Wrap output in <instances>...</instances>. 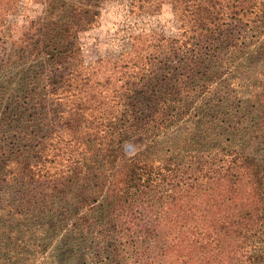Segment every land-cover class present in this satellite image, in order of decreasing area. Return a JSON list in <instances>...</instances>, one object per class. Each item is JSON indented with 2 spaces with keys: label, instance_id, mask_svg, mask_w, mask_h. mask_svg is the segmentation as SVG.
<instances>
[{
  "label": "trees",
  "instance_id": "trees-1",
  "mask_svg": "<svg viewBox=\"0 0 264 264\" xmlns=\"http://www.w3.org/2000/svg\"><path fill=\"white\" fill-rule=\"evenodd\" d=\"M38 2L37 38L20 46L5 24L17 0H0V237L59 231L48 264H73L90 237L108 264H264V99L248 133L245 119L221 117L219 137L204 134L226 108L209 96L217 54L237 47L242 24L261 27L259 0H130L131 14L169 4L178 34L133 35L92 69L78 36L99 23V0ZM192 93L207 108L194 107L191 144L157 148L179 125L167 98ZM0 264L25 263L1 249Z\"/></svg>",
  "mask_w": 264,
  "mask_h": 264
},
{
  "label": "rangeland",
  "instance_id": "rangeland-1",
  "mask_svg": "<svg viewBox=\"0 0 264 264\" xmlns=\"http://www.w3.org/2000/svg\"><path fill=\"white\" fill-rule=\"evenodd\" d=\"M129 6L130 0H99V23L78 36L79 53L87 69H92L118 57L127 50L131 42L130 37L133 35L149 32L171 37L178 34L177 22L173 17L169 4L163 3L159 11L151 14H131ZM256 6L254 17H256V20L261 21L259 24L261 27L252 32L249 23L246 26L242 24L238 28L241 36L236 39L237 47L233 48L234 45L220 47V53L217 54L220 57L223 56L215 63L216 70L221 74L216 75V79H211L212 81L219 79V82L212 83V91L216 94H210L209 96L223 97V104L226 108L219 110V107H216L212 111L211 114L214 117L211 120L214 122L211 123L210 129L205 130L208 132L204 133L208 138L219 137L221 129L215 122L221 117L233 118L235 123L238 119H245L239 126L242 133H248L249 126L252 122H255L258 115L259 100L264 99V35L262 34L264 31V0H259ZM40 11L41 6L38 0H17L15 5L9 7L5 24L10 30V43L24 46L37 38V32L34 28L27 27L30 20L40 15ZM187 48L189 50L193 48L192 44ZM160 52L164 53V51ZM180 57L181 54L178 55V58ZM9 68L11 69L12 66H9ZM3 70L5 69L0 68L1 77L4 76L2 74ZM209 76L210 74L207 77ZM160 77L156 79L159 80ZM200 83V81L199 83H189L188 87L193 91L197 87L196 84L199 85ZM192 95L187 99L182 97L180 100L178 97L173 96L167 98L169 100L167 104L173 108V112L178 111L181 113L174 115L179 119V125L174 127L170 123L171 127L167 129L166 135L160 136L157 148L166 149L167 146L175 145L170 142H175L184 148V143L177 141L181 138L179 136L187 137V141L190 143L192 140L190 136L196 135L194 131H196L197 120L193 115L195 114L194 107L203 104L207 108V105L206 100L197 104L198 97H195L193 93ZM213 104L218 106L219 101ZM166 108L170 110L168 106ZM227 110L229 112H226ZM216 112L219 113L216 115ZM191 133L194 134L191 135ZM162 140L169 142L164 143ZM134 146L135 148L140 147L136 143H134ZM31 232H27V237L25 235L16 236L13 239L8 238V240L5 236H1L0 245L2 247L0 246V250L4 249L7 259H20L25 264H48L50 259L47 256L55 245L60 247L59 239L63 237L59 235V231H56L54 239L41 240L39 236L38 239H35V233ZM79 247L81 248H78L77 253L73 255V258H77L73 264H108V261L104 262V260L109 254V247H106L99 240H94L92 237L88 241L84 239L81 242L80 240ZM42 249L43 251H40ZM65 250L69 251L71 248L65 247L63 251ZM66 258L68 256L63 259ZM109 264L114 263L109 262Z\"/></svg>",
  "mask_w": 264,
  "mask_h": 264
}]
</instances>
